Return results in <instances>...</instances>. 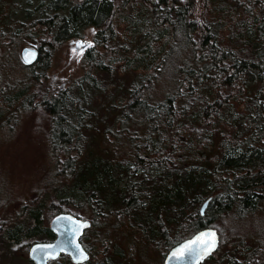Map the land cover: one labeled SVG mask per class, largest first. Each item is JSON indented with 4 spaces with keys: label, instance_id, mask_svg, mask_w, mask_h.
<instances>
[{
    "label": "trees",
    "instance_id": "obj_1",
    "mask_svg": "<svg viewBox=\"0 0 264 264\" xmlns=\"http://www.w3.org/2000/svg\"><path fill=\"white\" fill-rule=\"evenodd\" d=\"M118 17L127 22V32L116 31L113 20ZM90 28L95 36L85 57L87 71L60 91H42L35 70L43 75L57 43L82 37ZM0 42L12 49L30 42L38 51L34 64L24 66L28 77L8 91L0 89V122L17 104L41 108L50 122L55 158L38 206L32 212L20 210V219L35 223L26 237L54 239L49 226L40 225L39 212L45 210L48 218L69 213L88 221L83 243L107 210L127 218L163 254L196 231L213 228L219 247L206 259H225L223 225L230 214L242 218L264 207V0H0ZM116 68L137 79L126 88L113 120L147 127L141 137L126 127L118 129L112 143L117 148L105 157L84 149L81 129L94 116L85 100L99 90L97 72ZM167 72L175 86L157 102L151 93ZM188 108L197 110L204 126L224 128L219 117L232 109L249 123L227 127L232 133L222 135L207 153L184 126L177 128L188 122ZM188 143L194 151H187ZM196 154L206 158L198 172L187 170ZM150 164L161 175L136 182ZM22 230L25 224L8 230V238L18 242ZM253 243L245 250L230 243L225 264H264V237ZM113 254L98 263L112 264ZM49 264L73 263L60 255Z\"/></svg>",
    "mask_w": 264,
    "mask_h": 264
},
{
    "label": "rangeland",
    "instance_id": "obj_2",
    "mask_svg": "<svg viewBox=\"0 0 264 264\" xmlns=\"http://www.w3.org/2000/svg\"><path fill=\"white\" fill-rule=\"evenodd\" d=\"M18 18L23 19L22 16ZM113 23L118 33L127 32V22H121L118 17L113 20ZM94 36L95 31L90 28L84 40L93 43ZM38 40L39 37H37ZM71 41L73 40L57 43V48L50 54L48 68L43 75L40 70H35L38 75H41L40 81L43 85L40 89L42 91L44 89L60 91L87 71L88 68L84 63L85 57L80 59L76 51L70 50L74 45L71 44ZM29 43L15 46L12 49L11 46L0 42V89L3 91L14 87L18 82L28 77L20 59V50L29 46ZM93 46L94 44L88 46V50ZM11 49L12 52H10ZM15 58H17V63ZM118 69H112L110 73L97 72L96 76L100 81L99 90L88 94L85 100L89 112L94 113V116L85 121L86 126L90 128L85 126L86 128L81 129L84 149L105 157H109L112 151L117 148L113 147L112 143L115 141L113 134L118 129L126 127L141 137L139 134L144 133L147 127L143 124H129L128 122L122 126L113 120L115 112L120 106L119 100L127 96L126 88L133 80L137 79L136 75L121 73ZM163 77L164 79L157 87L155 86V90L151 93L153 100L157 102H161L163 97L171 94L175 86V83H170L167 80L171 77L170 72L165 73ZM8 111L10 112L0 122V264H33L29 259L28 251L31 245L39 239L26 237L24 233L35 223L34 220L25 219V217L20 219L19 215L22 213L21 208H23V212L26 211V207V212H32L38 206L41 197H43L39 193L43 183L54 171L55 158L50 152L49 144L50 122L39 107L28 109L17 104L13 109L8 108ZM196 111L188 108L186 113L188 122L180 123L177 128L184 126L183 130H186L188 136L193 138V142L204 144L203 148L207 153L216 148L222 135L232 133L227 130V127L233 126L237 121L242 124L249 123L247 117H242L235 109H232L224 116L219 117V120H223L224 128L221 129L215 124L204 126L200 121V115H195ZM122 139H119L120 143ZM152 145L160 148L156 142H153ZM188 147V152L194 151L193 145L188 143ZM119 152L117 151V153ZM205 158L206 155L196 154L195 158L191 160L192 162H187L186 169H195L198 172L197 166ZM157 175L161 174L156 170L154 164H150L145 172L137 175L135 180L138 182L143 176L158 178ZM124 183L125 181H122L117 185L114 188V193H117ZM169 183L170 181L167 179L163 185L166 187ZM39 214L41 227L49 226L52 217L48 218L45 210ZM96 221L93 230L86 233L85 241L81 243L89 250L87 262L99 264L98 262H103L104 259L118 251L120 254L118 252L117 255L113 254L112 264H162L164 257L162 249L150 245L127 218H117L114 213L105 210L100 213L99 219ZM24 224L25 230L19 232L18 235L21 238L18 242L8 238V230L16 231V227ZM223 229L225 244L222 250L225 251V259L229 255L230 243H238L240 247L244 248L243 250L254 247L253 241L259 236L264 237V207L242 218H237L236 214H230ZM219 258L220 260L206 259L202 264H225V259L221 260L222 255H219ZM87 262L84 264H89Z\"/></svg>",
    "mask_w": 264,
    "mask_h": 264
},
{
    "label": "water",
    "instance_id": "obj_3",
    "mask_svg": "<svg viewBox=\"0 0 264 264\" xmlns=\"http://www.w3.org/2000/svg\"><path fill=\"white\" fill-rule=\"evenodd\" d=\"M79 41V40H77ZM84 41H89V40H84ZM77 45V44H76ZM91 44H87L83 46V49L87 48L88 46H90ZM79 48H81V46L77 45ZM20 59L22 61V63L26 66H30L32 65L36 59H37V51L31 47H23L20 50ZM208 201H205L201 207H200V215L203 216L204 215V211L207 207ZM60 219H57V218ZM67 217H73L75 220L78 221H85V220H81L78 219L76 217H74L73 215L69 214V213H59L57 215H55L51 221H50V225L49 228L51 230V232L55 235L54 239L51 241H38L35 242L31 245L29 251H28V256L29 259L32 261L33 264H48L49 261H54L56 259L59 258L60 255H66L69 257V259L71 260V262L73 264H83L85 263V261L87 260L88 255H86V259H82V260H78L76 257L79 255L78 251H74L75 247L77 244L80 245V247L84 250L83 246L80 243V238L83 235V232L85 231V229L88 228L89 226V222H87L86 225H82L80 228V232L79 234L73 236L68 229L71 227V221H69L68 219H66ZM209 230H214L216 232L215 229L213 228H204L201 230L196 231L195 233H193L192 235H190L189 237L183 239L182 241L176 243L175 245H173L165 254L163 257V261L162 264H201V262L207 258L209 255H211L212 253L216 252V250L219 247V236L217 234V244L216 247L209 252L207 255H204L202 258H196L193 259L191 256H187L184 259H179V258H174L172 257V252L173 250L179 248L181 245H183L186 241H190L193 240L194 237L196 235H198L201 232H207ZM38 244H53V245H67V248L64 247H57L56 248V255L55 257H47V256H41V254L39 253V251L37 252H33L32 248L35 245ZM84 252L86 253V251L84 250ZM87 254V253H86Z\"/></svg>",
    "mask_w": 264,
    "mask_h": 264
},
{
    "label": "snow or ice",
    "instance_id": "obj_4",
    "mask_svg": "<svg viewBox=\"0 0 264 264\" xmlns=\"http://www.w3.org/2000/svg\"><path fill=\"white\" fill-rule=\"evenodd\" d=\"M95 31V30H93ZM77 45L83 48L84 45L91 44V41H76ZM75 50V49H74ZM57 219H60L59 217ZM69 221H71V227L68 231L73 235H77L80 232V228L82 225H86V221H78L73 217H67ZM217 244V234L214 230H209L207 232H201L194 237L193 240L186 241L179 248L173 250L172 257L184 259L187 256H191L193 259L202 258L204 255H207L211 252ZM64 247L67 248V245H53V244H38L32 248L33 252L39 251L41 256L47 257H55L56 248ZM74 251H78L79 255L76 257L78 260L86 259V253L80 247L79 244L76 245Z\"/></svg>",
    "mask_w": 264,
    "mask_h": 264
},
{
    "label": "flooded vegetation",
    "instance_id": "obj_5",
    "mask_svg": "<svg viewBox=\"0 0 264 264\" xmlns=\"http://www.w3.org/2000/svg\"><path fill=\"white\" fill-rule=\"evenodd\" d=\"M90 33H91V31H90ZM88 35V29H86V30H84V32H83V35H82V37H79V38H73V39H70V40H73V41H71V42H69V43H71V44H74L71 48H70V50L71 51H76L77 52V55H78V57L80 58V59H84V57H86V55H87V53H88V49L89 48H87V49H83V48H79L77 45H76V40H79V41H83L84 39H85V37ZM70 40H68V41H70ZM75 40V41H74ZM67 42V41H66ZM94 44V42L92 43V45ZM75 49V50H74ZM37 57H38V51H37ZM34 64V63H33ZM32 64V65H33ZM31 66V65H30ZM26 67H28V66H26ZM14 241V240H13ZM84 249H85V251H86V253H87V255H88V258H89V250L86 248V247H84ZM87 262V261H86Z\"/></svg>",
    "mask_w": 264,
    "mask_h": 264
}]
</instances>
